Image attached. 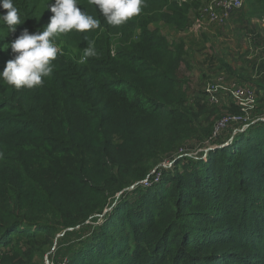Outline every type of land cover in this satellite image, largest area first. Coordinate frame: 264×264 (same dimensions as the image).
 Masks as SVG:
<instances>
[{
	"label": "trees",
	"instance_id": "obj_1",
	"mask_svg": "<svg viewBox=\"0 0 264 264\" xmlns=\"http://www.w3.org/2000/svg\"><path fill=\"white\" fill-rule=\"evenodd\" d=\"M246 1L248 14L263 19L264 0ZM49 2L14 0L24 23L15 33L0 24V47L24 29L46 27L54 15ZM174 4L145 0L139 16L115 28L95 6L78 0L101 27L57 39L62 54L42 87L16 90L0 82L5 264H35V253L46 251L58 231L77 225L82 235L68 264H264V120L228 143L230 133L221 135L206 159L178 157L181 142L206 140L221 114L206 91L191 97L184 81L148 54L163 46L150 24ZM6 11L0 8V15ZM86 37L95 40L99 56L79 63ZM173 54L178 65L182 50ZM12 58L10 48L0 51V71ZM224 108L240 112L234 102ZM150 123L152 131L145 129ZM165 160L172 168L160 167ZM158 166L160 181L143 187ZM26 184L43 195L37 213L22 205ZM127 192L132 197L106 221L83 226L103 213L110 196L120 193L121 199ZM5 246L16 254L8 257Z\"/></svg>",
	"mask_w": 264,
	"mask_h": 264
},
{
	"label": "rangeland",
	"instance_id": "obj_2",
	"mask_svg": "<svg viewBox=\"0 0 264 264\" xmlns=\"http://www.w3.org/2000/svg\"><path fill=\"white\" fill-rule=\"evenodd\" d=\"M172 1H174L176 5L174 4L170 8L164 7L162 11L158 13L156 20L150 24V30L153 34L162 38L160 41L163 46L160 49H149L148 54L155 60L164 61V68L170 70L172 73H176L177 77L184 81V85L188 90V95L191 97H200L204 95L209 84H216L218 77L221 75L230 79L236 78L240 82L252 85L256 88L257 92L260 88H263L261 85L263 78L258 76L260 73L255 71L256 68L251 64L250 59L246 57L250 55L251 51H254V49L249 47L246 48L249 44L248 40L242 38L239 32L230 26L231 24L227 22L228 20H226L227 23L224 22L226 25H223L224 23L212 22L219 24L217 26L207 19L208 21L206 20L207 22L202 24L200 29L198 28L199 24L204 20L199 14V8L209 3L211 0H189L185 3H181L180 0ZM227 30L229 32L228 35L226 33ZM139 31L138 29L137 32ZM217 34H220V36H217ZM222 35H225L226 39H222ZM237 37H239V39H236ZM136 39L138 40V38ZM166 44L168 46H166ZM180 49L182 50V54L180 55V60L177 65L173 52H178ZM169 50L171 52H169ZM227 50H231L232 52L227 54ZM220 52L224 53L225 57L219 56ZM232 58H234L236 64H233ZM223 64H226L232 73H230ZM254 68L255 70H252ZM237 71L240 72V74ZM218 97L220 98V105H217L218 109L216 113L223 116L229 113L224 107L229 106L233 101L230 94L225 90L219 91ZM262 107H264V98L258 101L252 115L256 116L259 111L264 112V108ZM256 124L252 125L254 126ZM145 129L152 131L154 129V124L150 123L145 125ZM227 135L228 132L224 133L221 137L224 138ZM206 140L202 142H190V140L182 141L178 151V157H183L184 153H192V155H198L197 158L206 159L208 151H203L204 145L209 143V140ZM219 146H221L220 143ZM122 150L121 148H117L115 153L120 155L122 154ZM162 164L164 165V163ZM179 168L181 169L182 165H180ZM117 173L118 171L116 169L115 174ZM129 186L124 187L122 190H126ZM130 193L131 192H127L125 194L126 196L124 198L122 196L121 199L118 198L119 193L115 200L114 196H110L107 200L108 207L104 208L103 213L94 215L93 218L90 217L83 226H88L93 223H97L96 225L102 224L108 219L109 214L112 213L115 206L121 201L132 197ZM42 199L43 195L36 188L28 184L24 186V203L22 204L24 205V209H33L35 213H37L36 207ZM95 217L99 218L96 222L92 220ZM81 227L82 225H77L58 231L52 244L50 246H44L46 251H37L35 253L32 263L66 264L72 247H75L78 240L81 238ZM93 229L88 231L91 232ZM3 249L6 250L5 252H7L8 257H13V255L16 254V251L12 250L11 246H5ZM0 264L5 263L0 259Z\"/></svg>",
	"mask_w": 264,
	"mask_h": 264
},
{
	"label": "clouds",
	"instance_id": "obj_3",
	"mask_svg": "<svg viewBox=\"0 0 264 264\" xmlns=\"http://www.w3.org/2000/svg\"><path fill=\"white\" fill-rule=\"evenodd\" d=\"M95 6L107 25L119 28L142 13L145 0H87ZM52 15L50 22L42 30L29 33L24 29L21 35L10 44H4L0 51L11 49L12 59L8 60L0 71V82L16 89L32 90L42 87L45 78L52 75L53 63L62 54L57 39L62 35L75 31L87 33L101 27L100 20L94 15L82 12L78 0H54L46 5ZM0 8L7 10L0 15V24L7 27L8 33H15L16 26L24 23L20 10L14 0H0ZM87 47L79 63L88 58L98 57L95 40H87Z\"/></svg>",
	"mask_w": 264,
	"mask_h": 264
},
{
	"label": "built area",
	"instance_id": "obj_4",
	"mask_svg": "<svg viewBox=\"0 0 264 264\" xmlns=\"http://www.w3.org/2000/svg\"><path fill=\"white\" fill-rule=\"evenodd\" d=\"M187 1L189 0H180L181 3ZM243 6L244 0H211L209 3L200 6L199 14L203 19H208L210 22L224 23L234 10L240 9ZM221 90H225L230 94L232 101L239 108L240 112H229L216 121L213 132L207 139L209 143L204 145L203 151H208L210 148L215 147L220 139L219 137L224 133H230L226 142L228 143L237 134L245 132L251 124L264 120V114L252 115L260 98L259 92H257L255 87L240 82L236 78L230 79L221 75L218 77L216 84L210 83L207 87L206 92L208 93L207 96L210 104L220 105L218 92ZM183 156L195 155H192V153H184ZM162 163L160 167L166 169L172 168L173 161L165 160ZM160 167L158 166L150 176L140 182L143 187H149L160 181L162 169Z\"/></svg>",
	"mask_w": 264,
	"mask_h": 264
},
{
	"label": "crops",
	"instance_id": "obj_5",
	"mask_svg": "<svg viewBox=\"0 0 264 264\" xmlns=\"http://www.w3.org/2000/svg\"><path fill=\"white\" fill-rule=\"evenodd\" d=\"M244 4L245 5L242 8L235 10L230 14L229 18L227 19L228 20L227 22L231 24L230 26L232 28H234L235 30L239 32L242 38H245L248 40L249 44L246 46V48L249 47L251 49H254V51H251V54L247 55L246 57L250 59L251 64L256 68V70L255 68L252 70H255L256 72H258V70H262V72L260 71V75L258 76L263 78V82L261 83V85L262 87H264V71H263L264 69V18L259 19L257 16H250L248 14V4L246 0H244ZM205 22L207 21L204 19L203 22L199 24L198 28L200 29L201 25L204 24ZM226 23H224L223 25H226ZM212 24H215V23H212ZM215 25L218 26L219 24H215ZM226 33L227 35L229 34L228 30L226 31ZM225 35H222V39H226ZM217 36H220V34H217ZM236 39H239V37H237ZM230 52L232 51L231 50L226 51L227 54H230ZM219 56L225 57V54L220 52ZM232 60H233V64H236L234 58H232ZM223 65L227 67L230 73H232L226 64H223ZM238 73L240 74V72ZM258 92L260 95L259 100L263 99L264 98V88H260Z\"/></svg>",
	"mask_w": 264,
	"mask_h": 264
},
{
	"label": "water",
	"instance_id": "obj_6",
	"mask_svg": "<svg viewBox=\"0 0 264 264\" xmlns=\"http://www.w3.org/2000/svg\"><path fill=\"white\" fill-rule=\"evenodd\" d=\"M241 133H243V132H241Z\"/></svg>",
	"mask_w": 264,
	"mask_h": 264
}]
</instances>
